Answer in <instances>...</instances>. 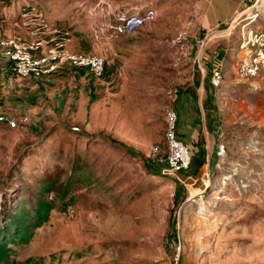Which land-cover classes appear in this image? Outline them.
I'll list each match as a JSON object with an SVG mask.
<instances>
[{
    "label": "rangeland",
    "instance_id": "obj_1",
    "mask_svg": "<svg viewBox=\"0 0 264 264\" xmlns=\"http://www.w3.org/2000/svg\"><path fill=\"white\" fill-rule=\"evenodd\" d=\"M35 1L65 22L66 43L102 53L106 67L103 80L71 66L17 77L0 55V113L26 118L0 122V212L35 197L39 177L57 187L48 218L8 245L12 264H264V1H241L229 15L221 0L222 21L207 29L195 0ZM97 1L156 13L100 44L88 32L102 21ZM216 45L221 83L202 104L197 143L182 136L194 163L165 173V111L195 75L207 92L212 66L202 55ZM253 57L255 74L240 75ZM107 65L124 77L109 92ZM196 153L208 162L196 167Z\"/></svg>",
    "mask_w": 264,
    "mask_h": 264
},
{
    "label": "built area",
    "instance_id": "obj_2",
    "mask_svg": "<svg viewBox=\"0 0 264 264\" xmlns=\"http://www.w3.org/2000/svg\"><path fill=\"white\" fill-rule=\"evenodd\" d=\"M100 10L102 21H96L91 26L92 36L98 43L105 37L131 35L141 25L152 20L155 16V10L152 7H145L142 10H129L120 6L111 8L107 4L101 5ZM24 15L29 22L37 23L43 27L47 26V23L40 18L41 12H38L32 3H25ZM97 15L91 10V18H101ZM66 41V35L61 37L51 36L48 39L41 37V39L28 41L20 40L12 35H1L0 55L11 63L13 72L17 77L41 78L62 66H71L73 68H87L96 80H103L106 67L105 56L98 52L71 51L66 47ZM258 67V58L253 57L243 59L239 63L238 71L240 75L249 76L255 74ZM222 74L220 66L211 69L210 81L212 86H218L221 83ZM25 120V117L16 118L0 113V122L9 126H17L24 123ZM165 123L167 149L163 171L169 174L181 173L191 166L192 157L188 143L177 134V113L173 107L166 109Z\"/></svg>",
    "mask_w": 264,
    "mask_h": 264
},
{
    "label": "crops",
    "instance_id": "obj_3",
    "mask_svg": "<svg viewBox=\"0 0 264 264\" xmlns=\"http://www.w3.org/2000/svg\"><path fill=\"white\" fill-rule=\"evenodd\" d=\"M225 1H226V7H228V13L230 15V13L233 10L239 7V5L241 4V1H244V0H225ZM27 2H30V3L33 2L32 4L34 5V7H36L37 11L41 12V4L38 3L39 1L37 2L35 0H7L4 5H1L2 9L0 11V33H3L2 34L3 36L12 35L20 40L28 41V40H33V39H41V37H45L47 39L50 38L51 36L61 37L67 34L68 32H70L69 30L64 29L62 27L65 24V22H59L60 24L51 22V19H53V17L51 16L55 15V13H51L48 11L46 12L44 8H43V11L41 12L40 18L42 20L44 19L46 20L45 21L47 23L46 27H43L42 25L40 26L37 23L27 21V17L24 15L25 3ZM99 2L102 5L106 4L105 1H102V2L97 1L96 4ZM220 4H221V0H195L194 1L193 3L194 11L196 10L198 13L196 17L197 19L196 24L199 28L207 29L210 27H214L213 25L215 24L221 23L222 21L220 17L221 13L218 10V8H220L219 7ZM113 6H122V5L116 4ZM146 7H150V6H146ZM92 8L90 9L92 10ZM91 10L88 11L89 14ZM95 13H98V10ZM33 15L35 16V14ZM86 15H88L87 11H86ZM90 31L91 29H88V32ZM74 33H77V32H74ZM72 36L73 34H71V36L69 37V41L73 40ZM118 36H121V35H114L110 38H106V37L102 38L100 40V44L108 43ZM68 43L69 42L67 43L65 42L69 50L74 51V52H83V51L75 50L74 46H72L70 43L68 45ZM202 45L203 44L201 43L200 45L201 51H203V47H201ZM200 48H199V51H200ZM204 54H205L204 56L202 55V57L204 58V63L206 65H210V67L212 66V68L221 65L220 63L222 59L224 58V54H223L221 47H218L217 45L212 46L211 50L208 53H206L205 51ZM107 67H108L107 71H109L107 75L108 78L107 80H104L103 83L105 84L104 89L106 90V92H109V90L112 89L115 84H118V82H120V80L123 79L124 77H122L120 69H119V72L115 74L112 71V68H111L112 66L107 65ZM120 67L122 68V66ZM197 77L198 75H195L193 77V80H192L193 86H190V88L188 89L180 90L179 92L172 94L173 102L171 106L176 110V113H177L176 131H177L178 136L181 139H183L182 136L189 137L193 141V144L197 143V141L195 140L197 138L196 135L200 131L199 125L201 124V121L203 120L202 104H203V107L207 104V100L208 98L211 97V94H212L211 88L214 87L212 86L210 82V87L208 88L206 92L204 85H203L204 84L203 79L200 78L198 80L199 77L198 78ZM197 82H198V85H197ZM196 151L197 149L196 150L194 149V152ZM197 153L196 155L194 154V156L193 155L192 156L195 159L199 160L200 157L197 156ZM207 153H208V150H207ZM203 158L205 159V161L208 162L207 155H206V158L205 157ZM199 191L201 192L202 188ZM200 192H198L197 194H199Z\"/></svg>",
    "mask_w": 264,
    "mask_h": 264
},
{
    "label": "trees",
    "instance_id": "obj_4",
    "mask_svg": "<svg viewBox=\"0 0 264 264\" xmlns=\"http://www.w3.org/2000/svg\"><path fill=\"white\" fill-rule=\"evenodd\" d=\"M199 157V160L195 162L196 167H200L204 162V158L201 155H199ZM193 163L192 160V164ZM195 171H197V169H195ZM45 178L46 182L42 184L41 177L38 178V188L36 190H31L32 194H35V197H30L28 202H25L21 198H17L11 206H6L5 210L1 208L0 264H12L8 256V251L12 248L8 245L11 243L17 244L19 242H26L30 237V233L34 230V226L39 225L48 218L50 205L48 197L57 187L53 182L54 180L47 182V176ZM28 203L32 206H27ZM32 211L33 213L31 214Z\"/></svg>",
    "mask_w": 264,
    "mask_h": 264
},
{
    "label": "bare ground",
    "instance_id": "obj_5",
    "mask_svg": "<svg viewBox=\"0 0 264 264\" xmlns=\"http://www.w3.org/2000/svg\"><path fill=\"white\" fill-rule=\"evenodd\" d=\"M262 1H264V0H262Z\"/></svg>",
    "mask_w": 264,
    "mask_h": 264
}]
</instances>
